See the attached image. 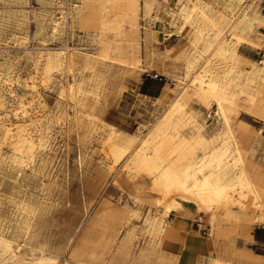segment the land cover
Instances as JSON below:
<instances>
[{"label":"rangeland","instance_id":"rangeland-1","mask_svg":"<svg viewBox=\"0 0 264 264\" xmlns=\"http://www.w3.org/2000/svg\"><path fill=\"white\" fill-rule=\"evenodd\" d=\"M149 1L150 8L146 11V0H0V122L12 134L20 132L37 141L42 134L47 137L44 147L37 143L34 156L25 157L22 165L0 161V230L7 236L14 232L13 219L22 200L31 198L37 203L30 230L20 233L13 243L18 261L34 258L43 249L55 257L53 264L176 263L169 260L171 254L162 247L172 228L165 231L161 228L172 224L170 216L182 214L165 213L163 192L151 188V178L144 172L134 176L129 170L136 146L115 161L107 142L109 127L103 121L127 134L138 135L140 141L151 136L171 100L183 95L186 106L181 112L191 120L189 126H200L206 135L213 134L217 127L222 132L225 125L216 113L214 98L197 96L194 80L207 66L219 70L228 66L214 53L223 42L233 45L238 31L229 29L218 34L219 43L212 51L203 52L204 39L212 40L215 30L208 27L199 35L197 24L186 23L180 13L201 2L213 4L232 19L243 9L255 16L253 26L249 27L252 30H248L254 41L237 45L238 53L246 57V66L253 68L250 75L254 77L255 70L264 65V0ZM226 3H232L237 11L233 16L227 13ZM163 14L168 15V22ZM56 22L59 26L53 30ZM164 23L168 27L166 35L162 33ZM146 33L150 34V41L146 40ZM171 34H179L180 48L160 49V41L156 39ZM62 50L67 62L68 56L75 57L74 71L54 70L51 79L46 80L42 72L46 57ZM115 58H125L127 63ZM134 60L139 61L138 65H131ZM190 60L194 62L192 67H188ZM239 60L237 65L241 67L244 64L242 58ZM87 64L93 68H87ZM147 72L164 74L165 99L140 93L138 85ZM100 73L108 77L100 95L90 93L85 99L86 109L75 106L69 84L81 79L83 87L93 91ZM260 89L264 90V81ZM246 98L244 93L240 94L241 107H230L227 114L232 128H244L241 144L247 155L246 159L243 152L245 168L252 179L255 173L264 183V118L246 109ZM192 111L200 114L201 125L194 124ZM88 112L99 118L87 115ZM221 139L216 138L213 144L223 143ZM237 145L232 142L227 145L230 154L224 161L233 158ZM208 147L198 144L196 153L207 155ZM0 153L3 156L11 153L10 143L2 138L1 130ZM168 163L169 160L161 162L156 174ZM241 193L238 189L233 195L242 198ZM252 197L253 193L247 191L238 224L221 220L226 227L220 230L214 227L223 213L220 207L197 208L189 216L203 224L197 228L210 240L211 255L201 264H211L212 257L218 254L232 264H263L252 259L254 252L264 255V242L253 237L255 228L264 237V218L261 207L251 205ZM249 221L256 224L240 232L241 224ZM131 234L126 248L122 247ZM125 249L127 253L123 255Z\"/></svg>","mask_w":264,"mask_h":264},{"label":"bare ground","instance_id":"bare-ground-1","mask_svg":"<svg viewBox=\"0 0 264 264\" xmlns=\"http://www.w3.org/2000/svg\"><path fill=\"white\" fill-rule=\"evenodd\" d=\"M230 1L234 2V0ZM235 1L240 3L242 0ZM145 6L148 8V5ZM193 7L194 8L191 10L188 8L182 10L180 17L183 18L186 23L197 24V30L200 33L199 35H202L203 31L208 27L216 32L212 40L204 39L205 48L202 50L203 52L208 50L212 51V49H214L219 43V40L216 39L218 34L225 33L229 29L238 31L235 34L233 45H230L228 42H223L219 45L216 53H214L217 59L225 61L228 63V66L222 70H219V67L213 69L212 67L207 66L194 80V93L199 97L205 95L212 96L217 104L216 113L220 115L222 122L225 125V129L217 137L222 138V146H217L207 155L203 154L200 156L196 153V146L201 143L206 144L205 138L199 137L193 143H189L185 140L181 131L184 132L189 126L191 120L181 112L182 108L186 106V103H183L185 102V96L183 95L171 100L169 108L165 111L164 115L155 126L151 136L142 138L140 141L138 135L127 134L113 124L106 122V120L103 121V124L109 127L110 135L107 142L110 143L109 150L115 161L130 153L131 149L136 146L135 150L132 151L129 170L134 176L144 172L146 177L151 178V188L163 192L162 202L166 208L165 213H177V211H179L185 204L189 203H192L195 206V209L203 208L207 210V208L213 206L220 207L223 209L222 216L217 220L215 223L216 225L214 224L215 229L220 230L226 227L223 226L221 220L226 219L236 221V223L240 221L243 215V209L245 208L243 201L244 198L247 197V191L253 193L252 200H250L251 205L256 209L261 207V216L264 218V187L256 183L245 168L243 151L237 145L240 142V139L231 126V117L227 114L230 107H241L239 103V95L244 93L247 96L245 99L246 109L253 113H258L264 118V90L260 89L261 82L264 81V65L257 68L255 70V76L252 77L250 74L253 68L250 66L246 69L247 60L238 53L237 49V45L241 44L244 40L245 30L253 26L256 19L255 16L243 9L240 14L232 19L230 15L228 16L226 13L220 12L211 3L201 4V2H197ZM226 7L228 11L227 13L232 16L237 12L232 3H226ZM104 23L105 21L103 20L102 24L104 25ZM58 24L59 22H56L53 26V30L58 28ZM145 38L146 40H149L150 34L146 33ZM200 41L201 40H199V42ZM123 54L122 51V55ZM68 58L70 59L67 62L63 50L54 54H48L42 66L44 78L50 80L54 70L74 71L75 57L68 56ZM240 58H242L244 64L241 67L237 65ZM114 60H117L120 63H127L125 58H115ZM135 60L131 63L132 66L138 65L139 61ZM240 61L241 60H239V62ZM193 63L192 60L188 61V67H192ZM87 68L93 67L87 64ZM245 73L246 76H244ZM106 75L103 73L97 74V85L93 91L85 89L86 87H83V81L81 79H74V82L69 84L68 89L70 90L72 101L76 104L75 106H80L81 108L86 109V105L88 104H85V99H87V96L90 93H94L98 96L100 95V91L103 90L108 81ZM64 90L65 88L62 86V91ZM178 99H182L183 101L179 102ZM87 115L99 118V116L91 112H88ZM90 119L92 118L90 117ZM0 130L2 131V138L7 140L11 146L10 154L3 156V154L0 153V161L12 166H18V164L24 163L23 161L25 157L28 159L32 158L37 143L44 147V144L47 142L45 134H42L38 141L33 137L21 134L20 132L12 134L4 122H0ZM157 137L162 138L157 140ZM230 142L237 145L236 148L234 147L236 150L232 159L224 161L225 154L227 153V145ZM194 154H197L196 157H193ZM164 160H169V163L160 173L156 174L157 168ZM24 165L25 164H23V166ZM205 170H207V172H205ZM199 174H203L202 177H199ZM15 177L17 176L15 175ZM25 178L26 177H24V179ZM238 189L242 192V198H237L233 195L234 191ZM36 209L37 203L31 200V198L22 200L18 203V213L16 214L15 219H13L14 232L7 236L4 230H0V264H5L6 262H10L11 264L54 263L55 257L52 254L44 253L43 249V251L40 250L41 252L39 254H35L34 258L31 257L25 262L18 261V254L13 248V243L19 239L20 233H26L30 230L32 226L31 215ZM216 219L217 218H215V220ZM235 225L233 228H235ZM70 264L77 263L71 262ZM213 264H223V262L221 259L215 258Z\"/></svg>","mask_w":264,"mask_h":264},{"label":"crops","instance_id":"crops-1","mask_svg":"<svg viewBox=\"0 0 264 264\" xmlns=\"http://www.w3.org/2000/svg\"><path fill=\"white\" fill-rule=\"evenodd\" d=\"M145 5H148V8ZM144 7H145L146 11L150 8V1L149 0H146ZM164 16L166 17V22H168L167 21L168 15H164ZM166 25L167 24L164 23V26L162 27V33L164 35H166L168 33V27ZM249 29L252 30V28H248L245 31V34H244L245 37H244V40L242 43L254 41L252 34L248 33ZM156 40L160 41L159 42L160 43V49H162V50L164 49V47H166L168 50L169 49L170 50L171 49L172 50H178L181 46V39L179 38V34H171L170 36L165 37L164 39L160 38V39H156ZM244 58L246 59V57H244ZM248 68L249 67L246 66V69H248ZM158 74H162V73H158ZM162 75H163L162 78H150L148 76H145L143 78V80L138 85V89H139L140 93L144 94V95H148L150 97L158 98V99H160V98L165 99L167 97L166 88H165L166 84L164 81L166 78H165L164 74H162ZM239 103H240V101H239ZM199 115L200 114L198 112L192 111L191 118L195 121L194 124L197 123V124L201 125V123L198 121ZM118 124H120V123H118ZM114 126H116V125H114ZM233 129L235 130V132L239 136V139H240V145L239 146L242 149V151L244 152L246 159H247L246 150L244 149V147L241 144L243 142L242 141V138H243L242 135L244 133V131H243L244 128L242 127L241 129H235V128H233ZM220 133H221V129L218 127H217V130L213 134L206 135L203 133L200 126L199 127L188 126L184 130V132H182V136L190 142L198 139L199 137H204L206 140V142H205L206 147L209 146L208 147L209 149H207L206 152L210 153L213 149H215V147L222 146V143L221 144L216 143V145L213 144ZM235 148L232 152L233 155H234V152L236 150ZM229 154H230L229 146H227V153L225 154V156L228 157ZM224 159H225V157H224ZM253 179L256 183H258L259 185L264 187V183H261L260 179L257 177V175L255 173H253ZM195 211H196L195 206L192 203L185 204L179 211H177V213L182 214V216L177 215V214L170 216V221L172 222V224L171 225H168V224L163 225L162 226L163 228H161V231L162 230L165 231L167 229V227L172 228V230H171L172 233H171L170 237H166L162 241V247L164 248V250L168 254H171L170 256H168L170 258L169 260H176L175 264H201V262H203L204 259L208 258V256L211 255L210 240L208 239L207 236H204L202 234L200 229L197 228L199 220L198 219L192 220L189 217V216H192ZM254 224H256V222L253 224H251L250 221L248 224L242 223L240 232L246 231L247 229H249V227L253 226ZM200 225L203 226V224H200ZM204 225H207V224H204ZM131 235H130V237L128 236L129 237L128 240H126L124 242V245H122V247L126 248V245H127L126 243H128V241L130 242V240L132 239ZM253 237L258 242H264V237H260L257 234V228L254 229ZM216 246L218 247V241L216 242ZM126 253H127L126 249L123 250V255H125ZM164 258H167V254L164 255ZM215 258L221 259L223 264H232V261L230 259H225L221 254H218L217 256H213L212 257L213 260H212L211 264L214 263ZM158 259H161V257H158ZM252 259L254 262H262L264 264V255H261L259 253L254 252ZM92 264H98V263H92ZM238 264H241V263H238Z\"/></svg>","mask_w":264,"mask_h":264},{"label":"built area","instance_id":"built-area-1","mask_svg":"<svg viewBox=\"0 0 264 264\" xmlns=\"http://www.w3.org/2000/svg\"><path fill=\"white\" fill-rule=\"evenodd\" d=\"M146 75L150 78H162V74H158L157 72H147ZM198 225H200L199 222Z\"/></svg>","mask_w":264,"mask_h":264}]
</instances>
